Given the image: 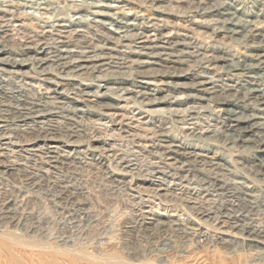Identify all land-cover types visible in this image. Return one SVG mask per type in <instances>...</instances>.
I'll return each mask as SVG.
<instances>
[{
    "label": "bare ground",
    "instance_id": "bare-ground-1",
    "mask_svg": "<svg viewBox=\"0 0 264 264\" xmlns=\"http://www.w3.org/2000/svg\"><path fill=\"white\" fill-rule=\"evenodd\" d=\"M23 1L25 2L17 1L16 4L29 5L32 2ZM51 1H34L37 4L36 9L39 10L33 17L38 21H50L51 24L40 35L21 34L17 37L19 42H23L21 44H15L17 40L7 43V37L13 34L10 33L13 23L12 19L4 17L6 14L12 15L13 12L11 9H0L4 13L0 16V172L18 175L24 181V190L15 187L18 189H15L17 193L12 195V187L7 189L3 183L8 175L5 178L0 176V264H80L78 261L82 258L79 254L82 251L77 252L73 246L67 245L70 241L69 235L47 242L50 237L46 231L50 221L46 215H42V211L40 214L30 207L29 200L24 196L30 197L42 188L69 217L73 215L70 212L76 210H83L82 214H85L87 203L81 197L83 189L75 183L76 175L82 176L79 173L86 170L102 171L105 162L115 163L118 166V175L121 176L132 175V171L137 168L133 162L137 159L118 153L113 145L105 141L103 144L90 143L84 148L82 143L73 139L80 131L77 125L80 121L76 119L84 114L82 106H99L105 110V116L111 121L117 115L121 117L118 113L120 110L132 112V107L137 108L132 116H123L115 123L120 125L121 132L131 135L132 128L148 125L150 120L146 119L147 106L164 101L190 102L191 105L181 111L178 108L167 111L165 109L166 118L190 124L192 138L208 139L205 133L210 130L207 127L201 129L196 120L207 113L215 114L224 122V126L215 135V139L223 142V146L225 144L235 150L250 149L264 153V25H260V14L253 10L264 6L262 2L252 1V8L248 6L250 0H146L155 15L173 13L169 10L162 11L156 6L160 1H166L172 4V9L179 7L182 10L179 14L183 13L186 19L188 16L192 17L187 19L191 24L211 25L218 38L242 44L247 48L245 51L248 52V59L234 61L227 56L206 54L195 41L185 40L186 32L183 34L180 31L175 36L171 31L160 33L153 24L154 21L131 22L128 19L108 17L102 12L104 10L89 9H120L121 5L70 0L68 9L72 16L65 17L58 12L61 6L58 3L53 5ZM1 3L3 1H0V5ZM13 4L15 3H9L11 7H14ZM88 12L100 18L84 19L82 16L88 18L85 14ZM85 20L101 25L104 34L101 30L100 33L93 31L90 34V27L87 24L86 29ZM182 64L193 67L188 71H181L179 66ZM208 69L217 70L215 74H210ZM190 70L197 72L198 80L192 84L175 83L172 88L181 93L180 95L174 93L163 97L156 96L164 89L163 85H168L163 79L196 75V72ZM30 71L44 85L41 90L34 89L33 82L29 79L32 74ZM233 78L237 82H230ZM155 79L162 81L157 84L153 82ZM108 83L112 86H106ZM94 86L95 89H92ZM70 94L73 96L70 97ZM121 101L128 105H120ZM123 119L129 121L124 122ZM163 126L157 125L152 129L148 127L155 141L153 148L159 151L158 161L147 164L154 177L153 194L161 196V191L168 189L164 183L167 178L183 182L189 176L196 177L205 194L199 201L197 197L187 200L186 203L198 214L216 221L217 241L224 246L230 245L236 239L252 246H264V211L261 209L264 208V200L257 196L256 190H252L253 187L234 175L236 172L233 174V170L229 169L230 166L224 160L205 156L201 148L186 147L182 141L174 139L168 128ZM62 129L68 134L65 135ZM92 140L94 142L98 139ZM12 147H19L17 151L26 153V156H22L25 162L17 163L12 161L14 159L6 158L9 156L7 151L17 153ZM86 154L92 158L96 155L101 162L87 161ZM14 158L17 159L16 156ZM26 162L33 164L26 165ZM259 163L264 169V162ZM61 169L72 174H62ZM103 170L104 179L113 178L114 171ZM18 197L21 198L17 199ZM142 221L146 230L152 227L158 230L154 236H147L144 250L152 249V244L160 238L158 236L166 231L169 234L164 242L175 248L180 247L177 250L190 241L197 247H202L207 242L200 233V228H181L179 222H160L154 217H143ZM94 222H97L96 218L89 221V225ZM196 224L201 226V223ZM20 225H25L26 239L4 234L5 227ZM81 232L85 233L84 230ZM200 255L185 258L205 264L206 259ZM235 260L239 261L240 257L234 258ZM103 261L102 264H109L108 260ZM216 262L226 264L220 260ZM186 263L185 260L183 264Z\"/></svg>",
    "mask_w": 264,
    "mask_h": 264
},
{
    "label": "rangeland",
    "instance_id": "rangeland-1",
    "mask_svg": "<svg viewBox=\"0 0 264 264\" xmlns=\"http://www.w3.org/2000/svg\"><path fill=\"white\" fill-rule=\"evenodd\" d=\"M0 1L1 2L3 1V3H1L0 5L1 7L0 9H6V10L11 9L13 12L12 15L6 14V16L4 17L5 19H12L11 23L13 24L11 28L12 27L14 28V29L12 28L10 31V33L13 34L10 37H7L9 39L6 38L7 43L15 42L17 40V37L21 36V34L37 35L39 33L38 35H40L45 28H49L48 25L51 24L50 21L47 20L38 21L33 17L34 15L38 14L37 12L39 9H36L37 4L36 2H34V1L38 2V0H31L32 2L29 3V5L16 4L17 1L18 3L25 2L23 0H17V1L0 0ZM71 1L74 2L86 1L87 3H94V4L101 3L104 5L108 4L112 6L121 5L120 9H122V11L120 9H109L104 7L103 8L90 7L89 9H91V11H95L97 9L101 11L104 10L105 12L104 11L102 12L107 14L108 17L114 16V18H118V19H122V18L126 20L128 19V21L131 22L144 21L146 23L147 22L153 23L154 21L153 24L158 28V31L160 33L171 31L172 35L175 36V33H179L180 31H181L180 33L183 34L184 32H186L185 34L187 36L184 37L185 40L195 41L197 45L200 47V49L204 50L206 54H212V55L224 56V57L227 56L228 58L234 61H241L248 59V57L246 56L248 54V52H246L247 48H245L242 44L238 42H232L228 39L218 38V36H215L211 25L202 24L198 26L191 24L187 19H191L192 17L190 18V16H188L186 19L185 17H183V13L179 14L182 11L179 7L172 9L171 8L172 4H169L166 1H160L158 4H156V6L159 7V9H161L162 11H167V10L173 11L172 14H163L164 16L153 14L150 10V7L148 6L149 3L146 4L147 3L146 0H138V1L137 0H71ZM250 1L251 2H248L249 4L247 3L248 6H251L252 1L255 0H250ZM258 1L262 2V5H264V0H258ZM10 2L15 3L13 4L14 7L13 6L11 7L9 5ZM51 2L54 3L53 5H55V3H58L61 6V10L58 11L61 13L60 14L61 16H65V17L72 16L71 15L72 12H70L68 9V3L70 2V0H68L67 2H65L64 0H52ZM185 6L186 5H182V7ZM122 7L123 8L126 7V8L123 9ZM251 7L248 9H251ZM253 10L260 14L259 15L261 20L260 25L262 24L264 25V6H258V9L256 8L255 10L254 8ZM40 11L42 10L40 9ZM2 14L4 13L0 10V16ZM85 14L88 15L86 16L88 18L82 16L84 19L93 18L95 20L100 18L99 16L95 14H91L89 12L88 14L87 13ZM85 21L86 22L84 23L86 24V29H87V24L90 27L88 28V32H90V34H92L93 31L94 32L96 31L98 33L102 31L101 33L104 34V29H102L103 27H101V25L99 24L96 25L94 22H91L90 20H85ZM16 43L21 44L23 42H19L17 40L15 44ZM192 67L193 65L189 67L188 65L182 64L179 66V69L181 71H186V70L188 71ZM216 70L217 69H208V72H210V74H215ZM190 71L194 73L196 72L195 70H190ZM198 71H201V69H198ZM30 73L32 72L30 71ZM33 74L34 73L30 74L29 79L33 82L34 89L39 90L40 88L41 90V87H44V85H42L41 81L35 79L36 76L35 74L34 75ZM198 77L199 76H197V72H196V75L195 74L190 75L185 78L180 77V78L163 79V82L167 81L166 83H168V85H163L162 87L164 89L161 92H159L158 95L156 96L163 97L165 95L167 96L173 95L174 93L175 95H180L181 93L175 91L172 88V86L175 85V83L192 84L196 80H198ZM161 81L162 80H157V79L153 80V82L157 84H159ZM222 81L229 82L228 80L225 81L222 80ZM230 82L235 83L237 82V79L233 78ZM106 86H112V85L108 83L106 84ZM92 89H95V86ZM101 90H103V88ZM72 96L73 95L70 94V97ZM110 102L113 101L110 100ZM120 103H119L120 105H123L125 102L121 101ZM126 105L128 104L125 103L124 106ZM188 105H191V103L184 101L169 103L167 101H164L147 106V108L145 107L146 110L148 111L146 112L148 115L146 119H149L150 121L148 125L145 126L141 125V126H137L136 128H132L133 131L131 135H127L126 133L121 132L119 129L120 125L115 123L120 118H123V116H127V117L132 116L133 112L134 113L137 112V108L132 107L131 108L133 109L132 112L122 109L120 110V112H118L119 114H121V117L120 115H117L116 117H113L111 121L107 116H105L106 113L105 110L100 108L99 106L95 105L93 106L94 108L93 107L86 108L82 106V109L84 110V114H81L76 119L77 121L78 120L80 121V122L78 121L79 123H77L80 131L75 137H73V139H76L77 141L82 143V145H84V148L90 143L103 144L102 142L105 141L113 145V147H115L118 150V153H121L124 156H127L128 158L131 159H137V161L133 160V162L136 163L137 168L132 171V175L121 176L118 175V166L115 163L108 164L105 162V166L102 167V171L89 170L91 172L90 173L88 172V170H86L85 172L79 173V174H83L82 176L76 175L75 183H77V185H79L83 189L84 193L82 194L81 197L82 200H84L87 203L85 208V212H86L85 214H82L83 210H79V211L76 210L70 212L73 215L69 217L68 216L69 214L66 213V211L59 208L58 204L54 203L55 202L54 198L48 196L47 191L42 188L35 191L36 193L31 194L30 197L24 196V198L26 197L25 199L29 200L28 205L30 207H32L33 209L35 208L34 210H36L40 214L42 211V215H46L48 221H50L49 228L46 231L47 234L49 233L48 237H50L47 240V242L49 243L52 241H57L59 239L58 237L62 235H69L70 241L67 243V245L73 246L75 248L74 250H77V252L82 251L84 253L83 254L82 252H80L79 254L80 257L82 258V260L79 259L78 261L80 262V264H86V263L102 264V262H104L103 260L105 259L109 261V264H183L185 260L187 262L186 264L188 263L199 264L198 262L192 261L191 258L186 259L185 257L187 256L194 257L200 254H201L200 256L206 259L205 264H210V263L217 264L216 261L219 260L223 261V263L225 262L226 264H255V262H259V264H264V246H252L249 244L242 243L240 240L237 239L233 240L230 245L224 246L223 244L218 242L219 240L216 238L217 237V234L215 232V229L217 227L216 221L198 214V212H196L195 209L189 207L188 205L189 203H186L187 200H192V198L198 197V201H199L201 200L200 198L203 197V194H205V190L202 188L201 184H199V181L195 179L196 177L193 178L192 176H189L187 177L188 179L183 182L179 181L178 179L171 180L167 178L164 180V183L166 186H168V189L166 191L165 190L161 191L162 192L161 196H155L153 194L154 185L152 181L154 177L152 176L153 174L151 172L152 169L149 166H147V164L149 162L158 161L159 151L156 148H153V143H155V141L151 134L150 129L156 128L157 125H162V126L164 125L163 127L168 128L170 135L175 137L174 139H176L178 142L182 141L181 143L186 145V147L193 146V147L201 148L203 150L202 153L205 154V156L207 157L212 156L224 160L228 165V167L230 166L229 169L231 171L233 170L232 173L234 174L236 172L234 175L242 178L248 185H250L251 188L253 187L252 190L254 191L256 190L255 193L257 194V196L264 200L263 198L264 169L260 167V163H259V162H264V158H263L264 153H259L256 151H252L250 149H245L246 151L244 149H243L244 151L242 149L235 150L228 147V145L225 144L223 146V142L217 141L215 139L216 138L215 135L217 134L218 130H221V128L224 126V122L222 121L220 116L211 113H207L203 117L200 116L196 120L201 129H205V127H207L206 129L210 130V132L205 133L206 136L208 135V139L192 138L193 136L190 135L191 134L190 133L191 130L189 128L191 127L190 124L176 122L169 118H166L167 112L164 111L165 109L167 111L168 109H177V108L179 111H181L183 110V108L185 109V107H187ZM123 113L125 114L123 115ZM123 121L128 122L129 119H123ZM146 127L147 128L149 127L150 129L149 128L147 129ZM62 130L63 132L65 131V129ZM64 134L67 135L68 133L64 132ZM93 138L98 140H94L93 142L92 140ZM137 141L139 144L138 146H137ZM12 148H14L15 151L19 149V147H12ZM229 151L231 152V154ZM7 153L9 156H7L6 158H9L10 160L14 159L12 161H17V163L25 162V159H23L22 157L23 155L26 156V153L24 151L23 152L17 151V153H11L7 151ZM229 155L231 156L229 157ZM14 156H16L18 160L14 158ZM86 157H87L86 159L87 161L91 162L93 160L92 163H97L100 161L99 158L97 159L96 155L94 156V158H92L86 154ZM236 161L238 163H235ZM28 164H33V163L26 162V165ZM106 165L110 168V170L109 168L106 167ZM44 168H47V166L44 165ZM258 168L260 169V171ZM103 169L109 172L114 171L113 178H108V180L107 178L104 179ZM63 173L72 174L70 172L68 173V171H65L64 169L62 171V174ZM9 175L10 174L8 173L3 174L2 172H0V176H3L4 178L6 176L7 180H3V183L5 184V187L7 189L12 187V189L10 188V193L12 191L13 193L11 194L13 195L16 194L17 193L16 190H18L15 187H18L20 190L24 188L23 185L24 181L22 180L21 177H18V175H13V174H11L10 176ZM105 182H107V184ZM209 197L214 199L217 198L216 196H209ZM20 198L18 197L17 199ZM261 209L264 211L263 207ZM143 217H154L160 222H164L166 220H174L177 223L179 222L178 224L181 225L180 226L181 228L190 227L195 230H197V228H200L199 231L203 235V237L207 239V242H205V245H203L202 247H197L194 242L190 241L185 246H183V248L177 250L180 247L175 248L172 247L173 246L172 244L170 245L169 243L164 242V238L169 234V232L166 231L158 236L160 238L158 240H155L157 242L152 244L151 247L152 249L144 250L145 242L148 240L146 239L147 236L149 234L154 236L155 232H157L158 230H156V227H152V229L146 230L144 228L145 226H143L142 223ZM94 218H96L97 222L92 223L93 225L90 226L89 221H92ZM196 222L201 223L200 224L201 226L198 227ZM257 222L260 223L259 221ZM3 230H4V234L6 235L9 234L16 235L19 238L26 239L25 225L22 226L20 225L18 227H13V228L5 227V229ZM81 230H84L85 233L84 234L82 232L80 233ZM178 244H180V242H178ZM238 257H240V260L234 261V258H238ZM254 259H256L257 261H255Z\"/></svg>",
    "mask_w": 264,
    "mask_h": 264
}]
</instances>
